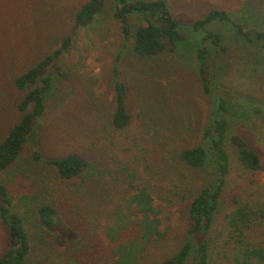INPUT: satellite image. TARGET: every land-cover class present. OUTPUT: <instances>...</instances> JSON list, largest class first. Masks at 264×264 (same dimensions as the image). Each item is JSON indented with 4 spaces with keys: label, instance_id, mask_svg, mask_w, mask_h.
<instances>
[{
    "label": "rangeland",
    "instance_id": "374dc122",
    "mask_svg": "<svg viewBox=\"0 0 264 264\" xmlns=\"http://www.w3.org/2000/svg\"><path fill=\"white\" fill-rule=\"evenodd\" d=\"M86 1L0 0V141L22 116L17 105L26 90L15 86V77L57 48L58 39L72 34L69 49L45 71L53 82L44 94L45 111L35 120L17 161L0 170V183L7 187L13 209L25 217L32 240L26 264H116L102 232L106 214L123 202L125 188H147L161 209L166 234L149 243L140 262L155 264L189 236V205L215 178L212 155L196 168L181 159V149L207 145L204 129L214 118H226L228 137L241 135L264 159V47L253 33L264 32V0H164L182 39L164 40L165 46L152 55L132 49L134 29L143 19L128 17L125 40L111 0L102 2L90 23L74 28L75 15ZM212 9L225 10L231 21L215 19L195 29L192 23ZM232 22L248 31V37ZM207 31L221 37L224 49L216 51L211 40L203 39ZM202 44L208 51L207 88L197 59ZM117 82L125 87L130 115L122 129L111 121ZM219 98L227 101L226 110L219 107ZM238 99L258 108L242 109ZM226 150L230 166L209 233L210 264H228L225 254L233 246L226 243L224 213L230 198L264 209V172L245 169L229 138ZM33 152L45 159L77 152L88 165L76 177L61 179L53 166L34 159ZM39 201L55 207L57 230H45L37 221L34 206ZM68 231L61 248L55 237ZM245 233L246 242L264 245L263 230ZM6 247V226L0 220V254ZM185 264H194V257Z\"/></svg>",
    "mask_w": 264,
    "mask_h": 264
},
{
    "label": "trees",
    "instance_id": "16d2710c",
    "mask_svg": "<svg viewBox=\"0 0 264 264\" xmlns=\"http://www.w3.org/2000/svg\"><path fill=\"white\" fill-rule=\"evenodd\" d=\"M104 0H87L75 15L74 28L87 25L101 9ZM113 16L121 23V31L125 40L129 39L128 17L138 15L143 24H138L132 35V49L139 55H152L164 46V40L174 43L182 39L177 30V21L170 12L164 0H111ZM215 19L231 21L225 10H210L207 15L192 23L195 29L204 27ZM240 34L248 37V31L233 23ZM256 38L261 40L264 47V32L254 30ZM204 40H211L214 50L224 49L221 37L207 31ZM72 34L58 39L57 48L43 58L19 73L14 84L18 89H24L23 99L17 105L22 116L0 141V170L9 168L20 156L23 144L32 130L35 120L45 111L44 94L52 86V80L45 71L55 64L59 55L69 49ZM207 48L204 44L197 49L200 78L204 88L206 84ZM237 105L242 109H256L255 104L238 99ZM219 107L226 110L227 101L219 98ZM130 115L126 107L125 87L117 82L115 90V109L112 114V125L115 129H122L129 123ZM226 118H214L203 131L206 144L184 147L180 151L181 159L192 167H202L208 155L214 161L215 178L204 184L192 199L188 208L189 236L180 248L172 255L155 264H185L190 256L194 257V264H210L209 233L214 216L218 211L225 192V177L229 171V154L226 150L228 138L237 152V159L241 165L253 172H264V159L239 134L228 137ZM36 160L55 168L61 179H72L87 167L86 158L77 152H69L61 157L41 158L38 152H33ZM133 186V185H132ZM135 190L125 188V195L119 202L109 208L107 223L103 228L104 239L112 246L111 251L116 264H141L140 258L153 239L163 238L166 231L162 229L161 209L156 205L153 196L147 188L138 186ZM11 196L7 187L0 183V220L6 226L7 247L0 254V264H26L32 251V240L25 225V217L13 209ZM229 202V201H228ZM229 204V203H228ZM37 221L45 230H57L60 225L55 207L46 201H39L34 206ZM224 219L228 226L227 244L232 248L225 258L228 264H264V245H251L246 239V230L264 231V209L255 204L241 203L238 198H230ZM63 227L67 228L66 224ZM67 234V236H65ZM68 233H59L55 240L61 248L66 245ZM237 246V247H235Z\"/></svg>",
    "mask_w": 264,
    "mask_h": 264
}]
</instances>
